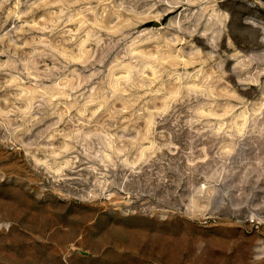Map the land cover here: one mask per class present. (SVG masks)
I'll return each instance as SVG.
<instances>
[{
    "label": "rangeland",
    "instance_id": "374dc122",
    "mask_svg": "<svg viewBox=\"0 0 264 264\" xmlns=\"http://www.w3.org/2000/svg\"><path fill=\"white\" fill-rule=\"evenodd\" d=\"M0 264H264V0H0Z\"/></svg>",
    "mask_w": 264,
    "mask_h": 264
},
{
    "label": "bare ground",
    "instance_id": "6f19581e",
    "mask_svg": "<svg viewBox=\"0 0 264 264\" xmlns=\"http://www.w3.org/2000/svg\"><path fill=\"white\" fill-rule=\"evenodd\" d=\"M205 9V8H204ZM174 12V11H173ZM207 11L205 10V13H206ZM213 15H215V14H213ZM212 15V16H213ZM215 17V16H214ZM213 17V20L215 19ZM207 19V18H206ZM218 19L220 20V18L218 17ZM218 19H216V20H218ZM218 20V21H219ZM215 21V20H214ZM209 22H210V20H209ZM213 22V21H212ZM213 24V23H212ZM212 24H208V25H206V27L204 28V30H203V32L202 33H200L199 31H197V33L199 34V36H200V38L202 37V42H201V44H204L205 45V43H206V41L208 40V31L209 30H212ZM143 25V24H142ZM204 40V41H203Z\"/></svg>",
    "mask_w": 264,
    "mask_h": 264
}]
</instances>
